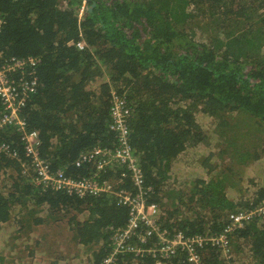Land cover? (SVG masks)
Instances as JSON below:
<instances>
[{
	"label": "trees",
	"instance_id": "obj_1",
	"mask_svg": "<svg viewBox=\"0 0 264 264\" xmlns=\"http://www.w3.org/2000/svg\"><path fill=\"white\" fill-rule=\"evenodd\" d=\"M82 1L0 0V61L11 56L39 61L36 92L19 112L25 130L38 131L40 155L53 169L89 176L95 167L89 162L77 167L75 160L82 151L115 143L110 106L117 91L131 111L130 142L145 184L153 189L148 201L158 206L159 231L219 235L230 223L229 213L264 199L262 181L251 177L259 186L250 192L234 178L241 171L218 162L227 159L242 169L264 156V0H86L79 13ZM199 113L214 121L212 130L201 127ZM243 114L254 126L245 123V133H238ZM254 131L260 135L251 149L236 141ZM22 134L9 125L0 142L21 154ZM213 136L227 148L218 156H198L206 175L185 180L174 171L182 153L207 147ZM122 169L108 167L98 173L99 181L118 180ZM261 174L262 168L256 176ZM0 175L9 178L7 188L0 185L1 223L10 220L13 206L27 204L48 218H67L74 239L94 248L93 264L111 252L112 230L127 224L129 209L112 193L77 197L42 190L1 153ZM129 184L124 177L116 188ZM139 234H145L143 224L130 239L143 252L116 254L111 264H155L146 249L158 236H145L142 243ZM229 245L228 258L211 244L200 249V264H264V215L234 228ZM165 264L191 263L179 253Z\"/></svg>",
	"mask_w": 264,
	"mask_h": 264
},
{
	"label": "built area",
	"instance_id": "obj_2",
	"mask_svg": "<svg viewBox=\"0 0 264 264\" xmlns=\"http://www.w3.org/2000/svg\"><path fill=\"white\" fill-rule=\"evenodd\" d=\"M86 0L82 1L79 13H82ZM2 20L0 18V25ZM77 46L83 47L82 42ZM0 58L2 54L0 53ZM38 59L11 56L0 61V132L9 125H14L22 131V153L11 143L0 142V153L16 160L22 172L35 178L36 185L42 190L62 191L70 196L84 197L109 192L116 196L118 203L127 207L128 220L124 228L112 230L110 235L111 252L99 264H111L116 260V254L124 252H143L137 244L130 243L140 224L145 227V234L138 235L140 242H145V236L156 234L158 239L146 249L155 259V264H165L167 260L179 253L187 257L191 264H200V249L208 244L217 247L221 254L229 257V234L234 228H240L245 221L264 215V199L257 205L240 209L228 214L230 223L219 235H186L175 229L172 233L167 229L159 231L156 224L159 209L156 203L149 202L152 186L146 185L138 158L134 153L129 136L130 108L125 96L117 91L112 92L110 106V129L114 132L115 143L111 146H96L82 151L75 160V165L89 162L95 167V172L89 176L75 177L66 174L62 169H53L50 162L41 157L39 152L40 139L38 131L27 132L24 128L25 119L19 112L32 93L36 92L39 83L37 74ZM118 166L124 170L118 180L112 182L99 181L98 173L105 172L108 167ZM128 177L129 188L116 184L122 183ZM208 234V233H205Z\"/></svg>",
	"mask_w": 264,
	"mask_h": 264
},
{
	"label": "rangeland",
	"instance_id": "obj_3",
	"mask_svg": "<svg viewBox=\"0 0 264 264\" xmlns=\"http://www.w3.org/2000/svg\"><path fill=\"white\" fill-rule=\"evenodd\" d=\"M245 118L244 123H240V131L238 133H245L247 127L245 123H249V128L253 129L254 123L253 121H249L247 116L243 114ZM196 119L201 125V127L205 130H212L214 128V121L202 114H197ZM262 134V132H261ZM260 132L254 131V134L251 136L244 135V137L237 139L236 141L244 143L246 148L251 149L252 144L254 145L256 142V136H259ZM222 141L218 140L215 136H213L210 140V144L207 147L204 146H197L196 148L193 149H188L184 153L181 154V156L176 160V163H174V171H177V174H180L186 179H190L195 176H202L206 175L205 171L202 170V168L199 166L197 162V158L200 157V154H205L207 152H213L215 153L216 156L221 154V150L225 147L226 144L221 143ZM227 148V146L225 147ZM228 150V149H227ZM228 152H230L228 150ZM199 156V157H198ZM219 162V167L225 166V164H231L236 171H241L240 177L235 176V179H239V184L243 185L246 188L250 190V192L255 191L259 185H253L254 183H251L249 180L251 177L261 183H264V177H262V174L259 175L260 177L256 176L258 175V171L260 168L264 169V156L262 159H260L257 162H254L250 165H247L240 169V164L231 162L227 159L224 161H218ZM255 176L257 178H255ZM262 177V178H261ZM9 178L7 176H2L0 175V185L6 186V188L9 186ZM236 181V180H234ZM237 182V181H236ZM247 190V189H246ZM233 192V190H232ZM237 194L231 195L230 197H235ZM245 195L246 197L249 196ZM237 197V196H236ZM21 207L19 206H13L11 209V218L10 220H7L4 223L0 222V242H5V246H9L10 242L14 241L17 239L18 234L21 233L22 236L25 237L23 240L22 246H25L28 248L29 241L28 237L26 234L33 232L34 234L41 232L43 233V237H48V238H60L61 240L66 238L69 233L70 236L73 237L74 232L70 229L69 224H68V219H60V220H55L52 217H47V212L44 210L41 211L39 208L32 212L33 208H31V205L19 210ZM38 212V213H36ZM36 213V214H35ZM84 215H80L79 218L83 217ZM32 218H42L44 221L40 224H33ZM22 221L23 223H21ZM52 230V231H50ZM50 231V232H49ZM34 240V239H33ZM20 241V240H19ZM66 241V247H71L73 250H69V255L68 258L72 259L70 264H93L91 262V259H93V250L94 248L92 246L85 247L82 244L78 243L74 237ZM76 243V244H75ZM51 246V244H50ZM54 249H57L56 247H52ZM61 254L58 250L55 254V258H57V255ZM2 259V258H1Z\"/></svg>",
	"mask_w": 264,
	"mask_h": 264
},
{
	"label": "crops",
	"instance_id": "obj_4",
	"mask_svg": "<svg viewBox=\"0 0 264 264\" xmlns=\"http://www.w3.org/2000/svg\"><path fill=\"white\" fill-rule=\"evenodd\" d=\"M26 235L29 236L28 248L22 246L25 237L21 233L16 240L10 242L9 246H5V242H0V264H70L72 259L68 258L69 250L73 248L66 247L65 241V239L69 241L73 238L70 233L62 240L58 237H43L44 234L41 232L36 234L30 232ZM57 250L61 254L55 258Z\"/></svg>",
	"mask_w": 264,
	"mask_h": 264
},
{
	"label": "water",
	"instance_id": "obj_5",
	"mask_svg": "<svg viewBox=\"0 0 264 264\" xmlns=\"http://www.w3.org/2000/svg\"><path fill=\"white\" fill-rule=\"evenodd\" d=\"M95 5V3H92L90 6H89V10L92 9V7Z\"/></svg>",
	"mask_w": 264,
	"mask_h": 264
}]
</instances>
